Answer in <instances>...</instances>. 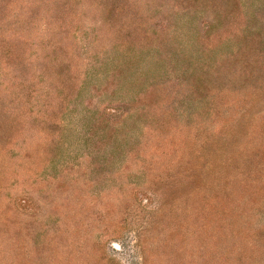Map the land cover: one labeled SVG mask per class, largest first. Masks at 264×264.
I'll return each instance as SVG.
<instances>
[{
	"label": "rangeland",
	"instance_id": "obj_1",
	"mask_svg": "<svg viewBox=\"0 0 264 264\" xmlns=\"http://www.w3.org/2000/svg\"><path fill=\"white\" fill-rule=\"evenodd\" d=\"M0 264H264V0H0Z\"/></svg>",
	"mask_w": 264,
	"mask_h": 264
}]
</instances>
